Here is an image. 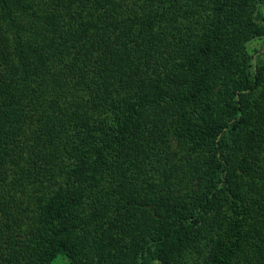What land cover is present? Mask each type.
Returning a JSON list of instances; mask_svg holds the SVG:
<instances>
[{
	"label": "trees",
	"instance_id": "trees-1",
	"mask_svg": "<svg viewBox=\"0 0 264 264\" xmlns=\"http://www.w3.org/2000/svg\"><path fill=\"white\" fill-rule=\"evenodd\" d=\"M264 0H0V264H264Z\"/></svg>",
	"mask_w": 264,
	"mask_h": 264
},
{
	"label": "rangeland",
	"instance_id": "rangeland-1",
	"mask_svg": "<svg viewBox=\"0 0 264 264\" xmlns=\"http://www.w3.org/2000/svg\"><path fill=\"white\" fill-rule=\"evenodd\" d=\"M260 11L264 17V1L260 5ZM263 24H264V22H263ZM249 47H250V49L254 50V52H253V53H255L254 57L259 56V57H261V59L264 60V39L254 41L253 43H251V45ZM52 264H65V262L63 261V258L61 256H58L57 259Z\"/></svg>",
	"mask_w": 264,
	"mask_h": 264
}]
</instances>
